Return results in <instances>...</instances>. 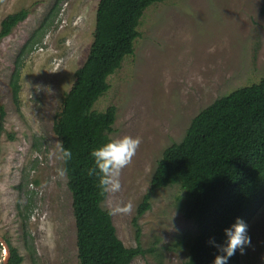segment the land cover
Listing matches in <instances>:
<instances>
[{"label": "rangeland", "instance_id": "obj_1", "mask_svg": "<svg viewBox=\"0 0 264 264\" xmlns=\"http://www.w3.org/2000/svg\"><path fill=\"white\" fill-rule=\"evenodd\" d=\"M99 1L0 0V30L7 15L29 11L0 40V235L21 264H79L73 197L53 125L89 53ZM138 29L134 53L94 106L117 107L102 206L128 247L138 243L137 217L141 244L153 251L131 264H181L197 232L183 215L181 186L156 189L139 217L138 207L165 149L184 138L193 118L264 75V0H164L145 10ZM21 52L16 102L10 81ZM5 251L0 243V264ZM241 262L264 264V206L242 236Z\"/></svg>", "mask_w": 264, "mask_h": 264}, {"label": "trees", "instance_id": "obj_2", "mask_svg": "<svg viewBox=\"0 0 264 264\" xmlns=\"http://www.w3.org/2000/svg\"><path fill=\"white\" fill-rule=\"evenodd\" d=\"M162 1H99L89 53L55 117L53 128L61 140L73 197L79 264H131L136 256L153 251L141 244L137 217L138 243L128 247L117 235L112 211L102 206L112 168L108 155L115 146L111 132L117 107L98 111L94 106L110 89L109 77L134 53L145 10ZM28 16L27 9L7 15L1 22L0 40ZM22 54L10 81L16 102ZM0 106L1 137L6 113ZM175 184L184 190L183 215L197 228L189 257L181 264H242V236L264 206V75L201 110L184 138L165 149L137 216L150 209L156 189ZM5 239L11 251L9 264H21L23 256Z\"/></svg>", "mask_w": 264, "mask_h": 264}, {"label": "water", "instance_id": "obj_3", "mask_svg": "<svg viewBox=\"0 0 264 264\" xmlns=\"http://www.w3.org/2000/svg\"><path fill=\"white\" fill-rule=\"evenodd\" d=\"M2 120V113H1V106H0V122ZM0 243L5 247V254H6V257H5V261L3 264H9V259H10V255H11V251H10V247H9V244L8 242L6 241V239L0 235Z\"/></svg>", "mask_w": 264, "mask_h": 264}]
</instances>
